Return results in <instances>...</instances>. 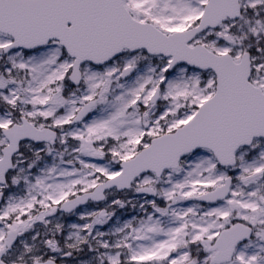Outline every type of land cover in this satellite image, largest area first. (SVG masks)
<instances>
[{
  "label": "snow or ice",
  "instance_id": "6c2138e0",
  "mask_svg": "<svg viewBox=\"0 0 264 264\" xmlns=\"http://www.w3.org/2000/svg\"><path fill=\"white\" fill-rule=\"evenodd\" d=\"M0 264H264V0H0Z\"/></svg>",
  "mask_w": 264,
  "mask_h": 264
}]
</instances>
